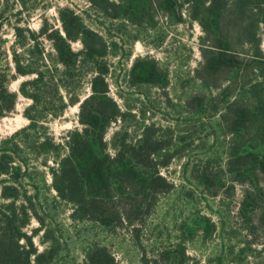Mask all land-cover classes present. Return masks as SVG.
I'll use <instances>...</instances> for the list:
<instances>
[{
    "label": "trees",
    "instance_id": "1",
    "mask_svg": "<svg viewBox=\"0 0 264 264\" xmlns=\"http://www.w3.org/2000/svg\"><path fill=\"white\" fill-rule=\"evenodd\" d=\"M18 1L16 22L11 23L0 0V26L4 22L13 24L15 36L9 46L14 73H0V117L14 109L19 94L30 102L22 110L28 123L0 139V264H61L66 239L58 226L45 223L46 212L41 211L47 203L40 189L54 190L52 200L70 204L74 221L92 220L110 229L135 228L134 222L151 210L152 194L168 192L172 187L161 172L172 155L163 156L166 148L158 137L161 128L154 123L145 125L135 138L123 127L105 140L110 124L124 115L110 94L108 80L106 56L116 52V42H110V48L101 32L68 6L57 8V24L42 17L38 28L32 29L16 16L27 4L26 0ZM86 1L103 18L131 26L137 32L134 37L149 29H155L159 37L157 16L164 17L169 25H199L202 61L194 75L208 93L214 87L218 92L212 99L206 98V93L193 94L185 107L192 109L196 102L197 112L206 116L224 110L230 115L228 122L234 133L249 127L263 131L250 146H232V159L227 163L234 180L248 183L237 212L248 229V245L255 243L256 229L264 230V184L257 175L264 174V0ZM44 40L49 42L48 47ZM17 76L26 78L20 81L18 91H12L7 84ZM128 78L139 85L168 81L167 71L148 56L134 58ZM85 84L89 86L86 93ZM212 100H217L216 108L206 113V101L211 105ZM72 105L78 106L80 126L67 130L64 141L58 142L47 122ZM185 129V139L192 144L190 125ZM109 145L114 154L108 151ZM38 166L44 168L37 171L34 182L31 167ZM46 173L50 174V183L46 182ZM210 173L204 170L197 178L211 189L222 182L219 175L209 177ZM28 187L34 191L29 192ZM32 218L40 224L28 231ZM215 228L206 216L188 221L182 227L181 242L156 256L142 252L141 264H196L188 254V242L200 233L211 235ZM40 232L42 249L34 241ZM82 255L85 264H120L98 241L89 243ZM240 259L238 254L232 264Z\"/></svg>",
    "mask_w": 264,
    "mask_h": 264
},
{
    "label": "rangeland",
    "instance_id": "2",
    "mask_svg": "<svg viewBox=\"0 0 264 264\" xmlns=\"http://www.w3.org/2000/svg\"><path fill=\"white\" fill-rule=\"evenodd\" d=\"M2 2L1 5H5L6 9L5 17L9 22L15 23L14 12L20 9L19 1ZM26 3V7L21 9V15L16 16L21 18V22L25 20L32 29L38 28L42 17L57 24V8L68 6L82 13L85 22L101 32L110 48H113L110 42H116V52L106 56L110 71L108 80L110 94L124 115L122 119L118 117L110 124L105 140L109 141L113 131L123 127L135 138L145 125L154 123L161 128L158 137L166 148L162 151L163 156L172 155L169 164L161 169L162 175L172 187L168 192L152 194L150 202L154 204L148 214H143L134 222L135 228L111 226L110 229L92 220L74 221L70 218V204L52 200L54 190L46 192L40 189L39 193L47 203L44 211H41L42 214H47L44 215L45 223L58 226L66 239L67 248L62 253L64 259L61 264H85L82 250L96 241L105 244L120 264H141L142 252L145 251L148 257H152L162 250L174 247L181 242L184 224L202 216L211 218L216 228L211 235L204 236L200 233V236L196 235L188 242V254L196 259V264H232L238 254L241 255L238 264H264V230L257 228L255 243L248 245V229L237 212L243 189L248 183L234 180V173L229 171L227 165L232 159V146L239 144L241 149L246 144L250 146L262 137L263 131L249 127L240 133H234L228 122L230 115H226L224 110L222 113L206 116L197 112L196 102L192 109L185 107L186 100L193 94L206 93V98L212 99L218 92L214 87L212 93H208L201 88L194 75V69L202 61L198 47L199 36L202 34L199 25L196 22L169 25L160 15L161 17L157 16L161 28L159 37L155 36V29L141 31L134 37L137 32L131 26L103 18L88 6L86 0H26ZM11 23L4 22L0 26V38L5 39L0 42V73H14L9 48L15 41ZM262 38L264 49V34ZM44 44L48 47L49 42L44 40ZM73 46L79 47L78 43ZM138 56L154 58L167 71V83H131L128 71L134 58ZM24 78L26 77L17 76L10 80L8 88L18 91L19 83ZM83 90L88 92L89 86L85 84ZM29 102L28 98L19 94L14 109L0 117V139L28 123L22 110ZM206 104L209 107L206 113H213L217 100L211 105L206 101ZM47 125L55 140L63 142L67 130L80 126L78 106H68L63 115L51 119ZM189 125L194 139L192 144L185 139V127ZM107 149L114 154L110 145ZM31 168L36 182L37 171L44 167ZM204 170L211 172L209 177L219 175L222 183L211 189L199 183L197 176ZM257 175L260 183L264 184V174L258 172ZM45 178L50 183L49 173L45 174ZM28 188L29 192L34 191L31 187ZM39 224L32 218L26 229L30 231ZM40 234L41 232L34 237V241L42 249Z\"/></svg>",
    "mask_w": 264,
    "mask_h": 264
}]
</instances>
